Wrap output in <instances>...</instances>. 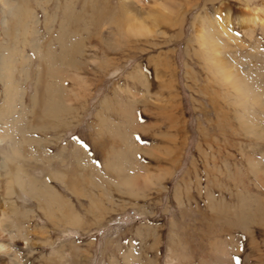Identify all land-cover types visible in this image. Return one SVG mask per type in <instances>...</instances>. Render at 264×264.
<instances>
[{"label":"rangeland","instance_id":"rangeland-1","mask_svg":"<svg viewBox=\"0 0 264 264\" xmlns=\"http://www.w3.org/2000/svg\"><path fill=\"white\" fill-rule=\"evenodd\" d=\"M0 1V264H264V0Z\"/></svg>","mask_w":264,"mask_h":264},{"label":"bare ground","instance_id":"bare-ground-1","mask_svg":"<svg viewBox=\"0 0 264 264\" xmlns=\"http://www.w3.org/2000/svg\"><path fill=\"white\" fill-rule=\"evenodd\" d=\"M1 2V1H0ZM3 4H5V0H2ZM6 5V4H5ZM5 8V7H4ZM7 8V6H6ZM22 11V10H21ZM97 11V10H96ZM98 13V12H97ZM23 20V19H22ZM99 20V19H98ZM131 20V19H130ZM130 20L127 19V24L129 23V25H126V33L127 35H132V36H142V35H145L148 33V29H146L145 27H143L141 24H138V25H132L130 23ZM237 21L241 24V25H244L246 27V30L247 32H250L252 30L253 27L257 26L259 24V20L256 16H253L252 14H247L246 16H243L241 18H237ZM102 23V22H101ZM32 25H34V23H31ZM136 24V23H135ZM21 25V24H20ZM216 27V26H215ZM221 28L219 27V25H217L216 27V33L212 31V33H209L207 34V32L204 31V29H201V32L199 31V39H201V42H209L212 46V55H213V58L214 59H217V62L215 65L217 66H222L223 64V61L219 58L220 57V53H221V47L219 44H217V40H215L219 35H223V33L221 32L220 30ZM123 37V35H122ZM230 39V37L227 38V40ZM115 40V39H114ZM229 41V40H228ZM104 44H106L107 46H110V44L108 43V38H106V41H103ZM227 42V41H226ZM230 43H231V40H230ZM234 44V43H233ZM205 45V44H203ZM229 45V44H228ZM230 46V45H229ZM50 47V46H49ZM53 51L54 49L52 50V47H50V50H48V56H44L43 57V60L42 62L46 61L48 62V66H51V69H52V64H54L53 60H54V56H53ZM56 53V52H55ZM41 58V57H40ZM56 59V58H55ZM212 63V62H211ZM47 64V63H46ZM42 64H40V67H41ZM212 65H214L212 63ZM50 69V67H49ZM53 69H54V66H53ZM52 69V70H53ZM6 71V70H5ZM222 77L224 78V80H226L230 85H233L232 88L240 95L244 96V95H247V93L249 95H255L256 98L254 99L256 102L258 103H261L262 102V94L260 92H257L255 90L252 89V87H250L248 81H243V84H241V82L238 80L237 76L235 75L234 71H223L221 73ZM38 85L40 84V82L38 81L37 83ZM9 86V85H8ZM8 88V87H6ZM9 89H11V87H9ZM8 90V89H7ZM10 91V90H8ZM7 93V91H6ZM38 93V92H36ZM13 95V94H12ZM9 97V95H8ZM39 128V126H38ZM258 131H261V134L263 133V130L262 128L258 127L257 129V134L259 136V132ZM2 137H0V144L2 142ZM10 140V145L11 144V139H8ZM11 147V146H10ZM14 154V153H12ZM18 172V174L21 172V169L20 168H16L14 171Z\"/></svg>","mask_w":264,"mask_h":264}]
</instances>
